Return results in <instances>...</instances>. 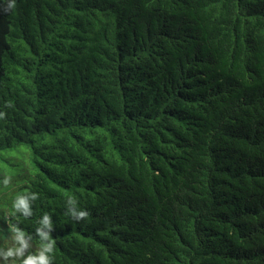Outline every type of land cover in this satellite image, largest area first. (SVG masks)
Returning a JSON list of instances; mask_svg holds the SVG:
<instances>
[{"label":"trees","instance_id":"16d2710c","mask_svg":"<svg viewBox=\"0 0 264 264\" xmlns=\"http://www.w3.org/2000/svg\"><path fill=\"white\" fill-rule=\"evenodd\" d=\"M7 3L0 262L264 264V0Z\"/></svg>","mask_w":264,"mask_h":264},{"label":"clouds","instance_id":"9594fccd","mask_svg":"<svg viewBox=\"0 0 264 264\" xmlns=\"http://www.w3.org/2000/svg\"><path fill=\"white\" fill-rule=\"evenodd\" d=\"M7 9H14L15 0H8L6 5ZM9 177L5 176L3 183L7 185L9 183ZM37 196L36 193H29L27 195H17L16 198L12 201V207L9 211L12 214H15L17 210H23L26 214L30 213L32 209L30 208V199L29 197L35 199ZM67 213L74 220H82L89 217V211L85 208L79 207L78 200L69 195L67 199ZM40 224L42 226H47L49 229L53 228V222L51 216L48 213H45L40 219ZM37 231L40 234L39 238V247L35 253H30L27 256H24V248L28 246L27 241L25 240V231L19 228L16 225L12 226V232L14 233V239L19 241V245L15 247H8L7 251L3 253L5 257L8 256H24L22 260H13L11 264H52L54 260V255H49L54 253L55 249V240L51 237V231H45L43 227L38 228ZM2 264V262H0Z\"/></svg>","mask_w":264,"mask_h":264}]
</instances>
